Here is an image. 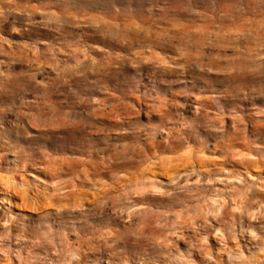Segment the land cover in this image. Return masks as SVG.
I'll list each match as a JSON object with an SVG mask.
<instances>
[{
	"label": "clouds",
	"instance_id": "1",
	"mask_svg": "<svg viewBox=\"0 0 264 264\" xmlns=\"http://www.w3.org/2000/svg\"><path fill=\"white\" fill-rule=\"evenodd\" d=\"M0 264H264V0H0Z\"/></svg>",
	"mask_w": 264,
	"mask_h": 264
}]
</instances>
